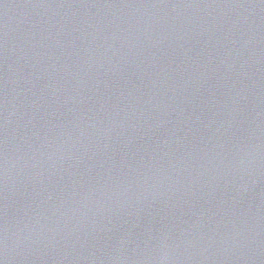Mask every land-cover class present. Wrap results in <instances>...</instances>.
Wrapping results in <instances>:
<instances>
[{
    "label": "water",
    "instance_id": "1",
    "mask_svg": "<svg viewBox=\"0 0 264 264\" xmlns=\"http://www.w3.org/2000/svg\"><path fill=\"white\" fill-rule=\"evenodd\" d=\"M0 264H264V0H0Z\"/></svg>",
    "mask_w": 264,
    "mask_h": 264
}]
</instances>
